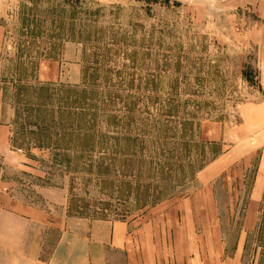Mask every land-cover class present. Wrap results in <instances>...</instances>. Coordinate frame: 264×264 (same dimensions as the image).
<instances>
[{"label": "rangeland", "instance_id": "1", "mask_svg": "<svg viewBox=\"0 0 264 264\" xmlns=\"http://www.w3.org/2000/svg\"><path fill=\"white\" fill-rule=\"evenodd\" d=\"M0 123V264H66L90 221L136 230L154 206L182 224L192 197L231 255L264 143V0H0ZM241 142L245 170L200 182ZM241 233L264 264V212Z\"/></svg>", "mask_w": 264, "mask_h": 264}, {"label": "crops", "instance_id": "2", "mask_svg": "<svg viewBox=\"0 0 264 264\" xmlns=\"http://www.w3.org/2000/svg\"><path fill=\"white\" fill-rule=\"evenodd\" d=\"M258 129L256 134L263 135L264 129L261 126ZM8 137L9 127L0 123V142L7 143ZM242 144L241 142L226 145L221 150L222 152L201 170L200 182L205 184L209 175L211 177L216 173L212 177L215 179L223 174V171L229 168L235 169L238 165L243 166L245 170L246 154L240 156L236 154V146ZM238 179L242 180L241 174ZM183 200L184 204L192 205L194 208L190 210L187 208L186 213L180 215L182 224L177 222L179 216H176L177 221L173 222L174 217L169 219L168 216L159 214V206H154L152 217L136 230L128 229L127 224L119 220L90 221L80 236L81 239L77 240L74 237L70 247L63 252L65 263L110 264V254L113 253L121 255L123 264H242L241 232L253 229L260 214L264 212V143L245 202L243 224L238 235V242L231 255L226 254V244L222 237L216 200L209 197H192ZM164 220L170 221V224L158 230L157 225L163 224ZM63 229L60 228L62 231Z\"/></svg>", "mask_w": 264, "mask_h": 264}, {"label": "trees", "instance_id": "3", "mask_svg": "<svg viewBox=\"0 0 264 264\" xmlns=\"http://www.w3.org/2000/svg\"><path fill=\"white\" fill-rule=\"evenodd\" d=\"M246 76V79H248L249 77H251V80H253V78H254V73H253V71H252V73L250 72V73H248V75H245Z\"/></svg>", "mask_w": 264, "mask_h": 264}]
</instances>
